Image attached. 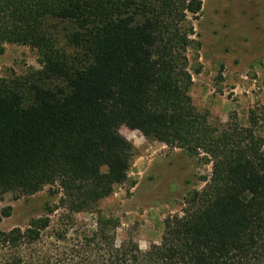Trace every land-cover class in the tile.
Instances as JSON below:
<instances>
[{"label":"trees","instance_id":"trees-1","mask_svg":"<svg viewBox=\"0 0 264 264\" xmlns=\"http://www.w3.org/2000/svg\"><path fill=\"white\" fill-rule=\"evenodd\" d=\"M201 0H0V51L28 45L40 69L0 76V194L56 184L58 208L96 211L128 180L133 144L121 125L211 164L201 189L164 219L141 250L115 242L100 218L83 235L79 264H264L262 112L247 124L212 122L190 95L188 49ZM8 214V211H6ZM43 215L0 232L17 250L49 225ZM0 264H23L16 251Z\"/></svg>","mask_w":264,"mask_h":264},{"label":"rangeland","instance_id":"rangeland-1","mask_svg":"<svg viewBox=\"0 0 264 264\" xmlns=\"http://www.w3.org/2000/svg\"><path fill=\"white\" fill-rule=\"evenodd\" d=\"M201 2L196 18L189 16L194 26V44L187 52L193 103L214 123L226 121L234 111L247 124L248 110L255 108L262 112L264 136V0ZM28 67L41 68L35 49L3 44L0 76L20 74ZM119 131L134 148L128 180L101 199L96 211L69 215L58 208L56 184L27 196L17 190L0 194V232L24 230L31 219L43 215L50 220L37 240L17 250L0 244V260L17 251L23 264H79L84 255L81 238L95 230L100 218L114 221L117 245L132 238L145 250L160 240L164 219L180 213L185 196L203 187L211 164L147 139L127 125Z\"/></svg>","mask_w":264,"mask_h":264}]
</instances>
